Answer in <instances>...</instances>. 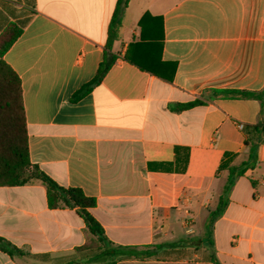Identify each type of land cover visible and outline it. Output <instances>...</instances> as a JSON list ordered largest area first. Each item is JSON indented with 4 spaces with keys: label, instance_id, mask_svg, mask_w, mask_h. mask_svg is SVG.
<instances>
[{
    "label": "crops",
    "instance_id": "crops-1",
    "mask_svg": "<svg viewBox=\"0 0 264 264\" xmlns=\"http://www.w3.org/2000/svg\"><path fill=\"white\" fill-rule=\"evenodd\" d=\"M116 2L0 0V50L5 30H20L0 59L20 80L30 162L93 197L90 213L112 244L147 251L189 239L180 249L196 250L115 264H213L205 250L218 264H264V136L207 228L227 182L223 155L232 167L246 162L245 127L264 121V98L215 93L264 90V0H127L114 63L71 102L103 59ZM127 52L163 64L154 68L163 78ZM87 238L73 209L48 208L40 182L0 186V239L25 254L0 250V264H53Z\"/></svg>",
    "mask_w": 264,
    "mask_h": 264
},
{
    "label": "trees",
    "instance_id": "trees-1",
    "mask_svg": "<svg viewBox=\"0 0 264 264\" xmlns=\"http://www.w3.org/2000/svg\"><path fill=\"white\" fill-rule=\"evenodd\" d=\"M126 6L127 0H117L107 30V42L103 59L93 79L75 92L71 97V102L78 101L89 93L94 86L98 85L114 63L116 56L110 52L111 45L117 39V32L121 25V17ZM148 19H150L148 15L143 17L140 22L141 27L146 25ZM19 34L20 30H17L14 26L8 27L5 30L3 38L7 39L4 47L0 50V57ZM142 41H144V39H142L141 42ZM124 60L135 65L142 71L163 78L155 70L157 69L156 66H160V69L163 70V64L155 65L153 61L136 60L130 57L128 52L124 55ZM215 93L226 95L230 98L255 99L261 102L262 98H264V90L260 92L228 90L217 91ZM196 105H201V102L194 101L182 104L175 110L180 111ZM262 110H264V105H262ZM262 136H264V121L261 120L255 125L245 127L244 146L248 149V158L247 161L240 166H229V155H223L218 171L227 169V182L224 187V194L219 199V207L209 216L207 228L210 226L213 219L222 212L223 205L221 203L226 193H228L233 185L235 178L242 176L248 167L254 165L256 148L257 145L261 143ZM35 181L40 182L46 189L48 208L57 209L66 207L68 209H73L82 219L88 235L87 241L82 246L74 248L71 255L57 259L56 264H115L116 261L121 259L150 257L153 255L155 249L166 248L175 250L187 246H194L193 241L189 239L174 244L156 245L153 246L152 250L147 251L112 244L106 238L100 224L90 213V209L96 204L95 199L85 195L80 188H64L58 185L36 165L30 162L20 80L11 68L0 59V186H22ZM207 246L208 249H210V240H207ZM0 250L6 252L10 256L25 255L22 251L16 249L2 239H0ZM40 257L46 259L49 256L44 254ZM205 259L213 264H218L212 253L208 254Z\"/></svg>",
    "mask_w": 264,
    "mask_h": 264
},
{
    "label": "rangeland",
    "instance_id": "rangeland-1",
    "mask_svg": "<svg viewBox=\"0 0 264 264\" xmlns=\"http://www.w3.org/2000/svg\"><path fill=\"white\" fill-rule=\"evenodd\" d=\"M196 250H170V249H166L164 252H163V254L166 256V257H168V258H179V257H181V256H183V255H185L186 253H193V252H195ZM202 253H203V255H204V257H206L207 255H208V251H202ZM37 261L38 262H42V260H40L39 258L37 259ZM54 262H51V261H49V260H45L44 262H46V263H49V262H51V263H53V264H55V263H57V260L56 259H54L53 260Z\"/></svg>",
    "mask_w": 264,
    "mask_h": 264
}]
</instances>
